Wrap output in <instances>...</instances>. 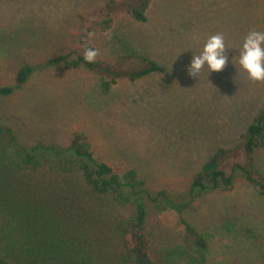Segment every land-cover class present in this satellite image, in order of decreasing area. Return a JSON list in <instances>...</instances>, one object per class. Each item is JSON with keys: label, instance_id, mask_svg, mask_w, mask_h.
I'll return each instance as SVG.
<instances>
[{"label": "rangeland", "instance_id": "rangeland-1", "mask_svg": "<svg viewBox=\"0 0 264 264\" xmlns=\"http://www.w3.org/2000/svg\"><path fill=\"white\" fill-rule=\"evenodd\" d=\"M112 1L123 2L0 0V91L13 89L0 92V197L14 196L13 211L21 216L44 211L56 223L67 221L90 243L97 263L131 264L135 208L96 194L80 172L51 169L42 156L47 147L68 148L81 133L97 161L119 173L135 170L145 182V234L154 260L264 264V194L246 175L264 178V147L246 151L249 128L264 112V83L249 80L235 60L236 68L229 64L220 73L187 71L210 36L222 34L238 53L249 31H264V0H152L146 22L127 0L110 17L101 14ZM88 29L94 36L82 46ZM85 47L98 50L99 70L48 64L68 54L77 61ZM152 63L164 72L133 79ZM25 66L34 70L19 86ZM112 81L104 92L102 84ZM24 150L43 162L37 171L10 168ZM221 151L234 188L193 191L196 176ZM171 201L186 206L177 211ZM1 203L0 230L10 221ZM181 219L207 242L204 259L206 246Z\"/></svg>", "mask_w": 264, "mask_h": 264}, {"label": "trees", "instance_id": "trees-1", "mask_svg": "<svg viewBox=\"0 0 264 264\" xmlns=\"http://www.w3.org/2000/svg\"><path fill=\"white\" fill-rule=\"evenodd\" d=\"M127 2L134 17L138 21L146 22L145 12L152 0H127ZM122 3L112 1L101 14L110 17L113 11L126 5L124 0ZM101 24L102 28L105 29L109 27L110 23L102 21ZM88 33H90L89 29L83 32L80 45H88ZM61 63L70 68L85 67L91 71L101 68V65L95 62L86 63L83 55L79 56L77 61H71V54L53 58L48 64L57 65ZM33 70V67L25 66L19 71L17 78L19 86L28 81ZM154 71L164 72V69L152 63L151 67L134 75L133 79L135 80ZM114 83L115 81L104 82L102 84L104 92L108 93ZM0 92L2 95H9L13 92V89L4 88ZM10 135H12L13 141H16V137L13 136L12 132H10ZM263 147L264 112L249 128L246 151L252 153L255 149ZM46 149L48 153L42 156H44L46 164H50L51 169L63 173L80 172L84 176L87 185L96 194L111 196L114 200L113 203L123 207L132 205L135 208L129 218L131 220V238L128 249L131 250L129 251V258H133L131 264H183L180 263L181 261L179 262V256L177 255H170L168 259L163 258L164 260H154L149 254L151 241L145 234L147 211L143 200L147 193L144 188L145 182L139 178L137 171L128 170L125 173H119L107 163L97 161L91 151L87 137L81 133H74L73 141L66 149L53 146ZM24 153V157L19 162L15 161L10 165L11 169L14 171H37L43 165V162L37 159V154L34 151L29 153L24 150ZM223 154H225V151H221L206 163L193 182V191L198 190L205 193L218 189L230 191L234 188V177L226 174L221 168L220 158ZM52 161H55V164H52ZM246 175L248 180L264 194V178L256 179L248 170ZM13 198L14 196L10 195L8 191L3 192L2 197H0L1 204L6 208H3V210H6L5 212L10 218V223L7 222V229L0 230L2 232V235L0 232V264H101L97 263V255H93L90 250V243L84 241L79 230L71 232L72 228L68 227L67 221L56 223V220L53 221L54 217H49L44 211L21 216V213L13 211ZM184 206L186 204L177 205L171 201V207L177 211H180ZM181 221L186 226L188 235L195 242L198 240L199 244L206 246L199 256L201 260L204 259L209 252L204 237L199 235L184 219H181Z\"/></svg>", "mask_w": 264, "mask_h": 264}, {"label": "clouds", "instance_id": "clouds-1", "mask_svg": "<svg viewBox=\"0 0 264 264\" xmlns=\"http://www.w3.org/2000/svg\"><path fill=\"white\" fill-rule=\"evenodd\" d=\"M93 36L94 33H88L89 38ZM98 55L97 49L85 47L83 59L86 63L91 64L95 62ZM234 60L240 70L247 74L249 80L255 83H264V31H249L238 53H234L226 47L222 34L210 36L200 53L192 55L187 66L188 75L197 77L205 68L209 74L220 73L229 64L235 67Z\"/></svg>", "mask_w": 264, "mask_h": 264}]
</instances>
